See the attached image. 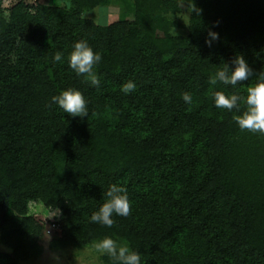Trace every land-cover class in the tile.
<instances>
[{"label": "trees", "instance_id": "16d2710c", "mask_svg": "<svg viewBox=\"0 0 264 264\" xmlns=\"http://www.w3.org/2000/svg\"><path fill=\"white\" fill-rule=\"evenodd\" d=\"M105 1L0 10V244L11 250L0 264L37 248L30 200L60 206L61 242L75 248L111 236L141 264H264V135L240 130V113L213 102L216 91L246 96L256 77L210 83L236 55L264 74V0H155L132 20L83 18ZM209 28L220 37L211 47ZM81 38L102 56L99 87L68 66ZM127 81L136 89L125 94ZM69 87L83 93L86 118L50 105ZM114 183L127 188L130 215L111 228L91 223Z\"/></svg>", "mask_w": 264, "mask_h": 264}, {"label": "clouds", "instance_id": "9594fccd", "mask_svg": "<svg viewBox=\"0 0 264 264\" xmlns=\"http://www.w3.org/2000/svg\"><path fill=\"white\" fill-rule=\"evenodd\" d=\"M191 11L199 14L200 10L191 3ZM218 24L213 23L212 27ZM219 33L209 28L205 36V46L211 47L219 40ZM63 53L57 51L54 54V62H62ZM102 61L99 52H95L92 46L84 38L74 41L71 51L68 54L67 63L69 68L78 76L83 75L96 87L101 81L96 71V66ZM256 77V83L247 87L246 96L237 94H226L223 91H216L213 94L214 106L228 111L236 110L239 115L234 116V122L242 131L264 135V74L257 75L255 70L249 66L242 55H236L230 62L223 63V67L217 68L210 77V83L217 82L225 86L236 87L250 78ZM136 89L133 81H127L122 85L125 94ZM185 103H191V95L183 94ZM243 102L245 109L241 111L240 105ZM58 106L63 113L71 117L86 118L88 116V103L81 91L75 88H67L50 98V105ZM104 202L97 210L92 212L90 222L111 228L115 223L113 217H127L131 212V201L128 190L120 184H111L104 193ZM92 250L98 256H107L112 264H141V254L137 250H132L126 241L113 239L105 236L92 244Z\"/></svg>", "mask_w": 264, "mask_h": 264}, {"label": "rangeland", "instance_id": "374dc122", "mask_svg": "<svg viewBox=\"0 0 264 264\" xmlns=\"http://www.w3.org/2000/svg\"><path fill=\"white\" fill-rule=\"evenodd\" d=\"M66 0H1L0 10L5 16L18 4H22L27 12L33 14L38 5L62 7ZM155 0H106L104 3L87 8L83 18L99 25H108L120 20H132L138 4H153ZM155 10V8L153 9ZM185 22V17L181 19ZM184 30H176L183 33ZM68 198L66 197V200ZM68 202V201H67ZM26 216L34 219L42 228V236L38 239L36 250L18 257L21 264H103L93 250L92 245L85 248H75L70 244H62V227L66 215L60 206H44L39 200H30L26 204ZM55 223L57 228L47 233V227ZM0 253L11 255V250L0 244Z\"/></svg>", "mask_w": 264, "mask_h": 264}, {"label": "built area", "instance_id": "2783aa9c", "mask_svg": "<svg viewBox=\"0 0 264 264\" xmlns=\"http://www.w3.org/2000/svg\"><path fill=\"white\" fill-rule=\"evenodd\" d=\"M56 228H57V225H56L55 223H51V224L47 227V233L55 231Z\"/></svg>", "mask_w": 264, "mask_h": 264}]
</instances>
